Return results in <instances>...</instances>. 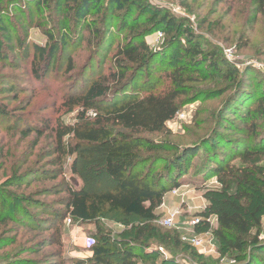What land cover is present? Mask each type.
Masks as SVG:
<instances>
[{
    "label": "rangeland",
    "instance_id": "rangeland-1",
    "mask_svg": "<svg viewBox=\"0 0 264 264\" xmlns=\"http://www.w3.org/2000/svg\"><path fill=\"white\" fill-rule=\"evenodd\" d=\"M133 1L139 3L140 9L112 11L109 1L103 0L101 10L88 15L86 20L91 24L86 28L54 0L2 3L1 23L6 25L7 34L0 31V105L7 114L0 115V261L18 257L26 264H88L84 261L91 256L98 237L108 234L116 240L135 238L128 246L134 248L136 264H239L238 254L223 249L215 236L216 215L207 209L203 197L205 192L220 190V184L215 177L194 175L202 149L191 158V167L178 186L187 195L172 196L167 190L156 210L157 218L151 222L106 209L97 219L98 224H68L63 220L58 225H38L37 218L47 213L22 201L31 197L42 201L48 210L63 209L59 199L66 193H53L57 190L85 184L96 192L111 188L98 160L78 152L66 159L63 155L57 157L55 129L76 122L78 107L68 99L91 81L104 79L109 83L117 69L113 59L117 46L125 45L129 39L138 42L147 23L152 31L144 40L153 54L149 90L174 87L170 76L182 66L186 68L190 63L187 51L195 45L203 54L195 56V63L204 62L203 56L212 62L202 63L197 70L192 65L185 71L191 79L183 82L186 93L177 99L176 116L161 131L139 136L178 148L200 143L217 133L224 135L225 142L241 140L234 150L246 142H263L264 0ZM164 17L176 23L168 34L154 29L148 20ZM144 22L139 28L138 24ZM92 28L102 31L101 45ZM8 36L23 41L26 49L15 40L8 44ZM53 45H60L55 59L46 55L43 59L35 51V46L49 50ZM130 74L129 70L127 75ZM144 82L139 79L138 86ZM250 123L256 124L257 139L250 134ZM114 130L126 133L120 127ZM64 140L69 141L67 137ZM214 147L222 150L219 144ZM224 153L225 156L219 154L224 165L245 166L227 150ZM171 155L172 152L146 148L138 152L143 171L149 167L161 172L163 159ZM255 160L264 169V153ZM53 186L58 187L56 191L46 190ZM168 209L181 213L179 224L172 228L160 225ZM191 216H200L204 221L193 228L180 224ZM139 231L144 234L137 239L135 233ZM203 234L212 239L216 253H203L181 240L183 236ZM263 237L264 216L260 227V238Z\"/></svg>",
    "mask_w": 264,
    "mask_h": 264
},
{
    "label": "trees",
    "instance_id": "trees-1",
    "mask_svg": "<svg viewBox=\"0 0 264 264\" xmlns=\"http://www.w3.org/2000/svg\"><path fill=\"white\" fill-rule=\"evenodd\" d=\"M54 1L73 15L76 23H83L85 25L83 28L91 24L86 20L88 15L101 10L100 5L103 2V0ZM108 1L112 11L140 9L137 1ZM3 2L4 0H0V31L6 35V25L4 22L1 23ZM14 9L18 8L14 7ZM155 19H148L150 25H154V29H161L165 34L172 32L176 27L175 21L168 17ZM145 23L138 24L139 28ZM131 25L129 29H132ZM91 30L101 45L102 31L97 28ZM151 31L152 28L147 23L141 35L142 38L138 42L135 39H129L125 45L117 46L113 55L117 69L109 82L112 84L105 82L104 79L91 81L88 86L71 96L68 101L78 107L76 122L61 124L55 129L54 153L57 157L63 155L66 159L68 155L78 152L79 155H87L98 160L101 166L100 171L104 177H107L111 188L104 189L102 192L89 190L86 184L80 187L67 186L57 191V186L47 188L46 190L56 191L53 192L56 194L66 193L64 198L59 199V205L63 209L54 207L48 210L42 201L31 197L24 198L22 201L33 205L34 208L44 209L43 213H47L37 218L38 225L41 223L58 225L67 216L73 222L98 224L97 219L106 209L151 222L157 218L156 210L162 205L165 192L182 184L181 179L187 175L191 167V158L202 149L200 154L202 159L194 175L215 177L221 186L220 190L203 194L208 203L207 209L212 210L216 215L215 236L223 249L238 254L236 259L239 264H264V237L260 238L261 219L264 216V169L258 167L255 162L257 160L255 158L264 153V140L263 142L255 141V143L246 142L240 149L234 150L233 146H237L236 144L241 140L228 139V142H225L224 135L218 133L203 138L200 143L181 148L175 145L168 146L163 142H150L139 136L141 133L161 131L166 122L176 116L177 99L186 93L183 82L191 79L185 71H188L192 65L197 70L202 63L211 64L212 62L210 57L203 56L204 62L195 63V56L201 54L195 45L187 51L190 63L186 65V68L182 66L183 69H178L170 76L175 84L174 87L169 86L160 91L149 90L150 87L152 88L148 84V76L153 54L144 37ZM13 40L17 41L22 49H26L23 41L18 38L13 39L8 36L6 39L8 44ZM59 50L60 45H53L49 50L35 46V51L43 56V59L45 55L55 59V53ZM129 70L131 74L127 75ZM141 78L145 82L142 86H138ZM140 92H142L141 96ZM3 114L7 113L5 107L0 105V115ZM116 127L122 128L126 133L115 131ZM249 127L250 134H253L251 136L257 139L256 124L250 123ZM65 137L69 141L64 140ZM213 143L219 144L223 152L214 147ZM143 148L172 152L170 157L163 159L164 168L161 172L149 167L143 171L144 166L138 156L139 150ZM225 150L230 155L238 157L245 166L237 168L233 164L224 165L222 160H219V156H225ZM76 159L73 167L76 166ZM0 195H3L2 192ZM143 234L144 231H139L138 234L135 233V236L139 239ZM134 240L135 238L116 240L108 234H102L93 245L91 256L84 262L136 264L133 260L136 256L134 248L128 246ZM178 243L179 241H176L175 246L178 247ZM121 245L125 246L119 249ZM0 264H26V261L16 257L14 260L0 261Z\"/></svg>",
    "mask_w": 264,
    "mask_h": 264
},
{
    "label": "built area",
    "instance_id": "built-area-1",
    "mask_svg": "<svg viewBox=\"0 0 264 264\" xmlns=\"http://www.w3.org/2000/svg\"><path fill=\"white\" fill-rule=\"evenodd\" d=\"M180 188L181 187H174L170 189L168 192L169 195L185 197L187 195V192H181L182 190H180ZM180 217L181 213L177 209H168L161 218L160 225L164 228L175 227L177 224H179ZM65 221L70 224V217H67ZM203 221L204 219L200 216H191L185 219L180 224L186 228H193L201 224ZM181 240L193 248L201 249L203 253H216V246L213 244L212 239H207L206 234L199 236L194 235L190 237L183 236Z\"/></svg>",
    "mask_w": 264,
    "mask_h": 264
}]
</instances>
